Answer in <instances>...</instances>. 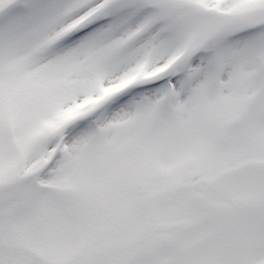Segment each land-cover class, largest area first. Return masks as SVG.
Here are the masks:
<instances>
[{"label":"snow or ice","instance_id":"snow-or-ice-1","mask_svg":"<svg viewBox=\"0 0 264 264\" xmlns=\"http://www.w3.org/2000/svg\"><path fill=\"white\" fill-rule=\"evenodd\" d=\"M0 264H264V0H0Z\"/></svg>","mask_w":264,"mask_h":264}]
</instances>
